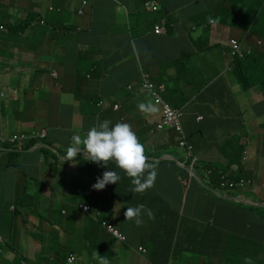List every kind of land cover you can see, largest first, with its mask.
Returning <instances> with one entry per match:
<instances>
[{"label": "crops", "instance_id": "1", "mask_svg": "<svg viewBox=\"0 0 264 264\" xmlns=\"http://www.w3.org/2000/svg\"><path fill=\"white\" fill-rule=\"evenodd\" d=\"M161 21L167 32L157 35ZM0 25L7 27L0 32V137L48 131L37 143L0 142V264H99L100 255L124 264L130 249L139 264H192L195 256L204 264L264 263V0H161L156 14L142 0H0ZM231 39L245 58L233 60ZM40 60L57 76L43 73ZM144 74L183 110L194 168L203 184L212 173L210 186L184 168L193 161L176 133L156 130L162 108L141 90ZM149 101L159 112L146 118L138 105ZM106 119L110 127L130 124L148 151L157 176L143 194L131 191L115 163L86 164L83 150L63 159L73 136ZM93 168L103 171L84 175ZM110 170L121 179L106 197L88 189ZM220 173L252 186L221 191ZM140 204L155 219L144 213L137 226L124 211ZM104 222L127 242L118 243ZM90 247L97 253L89 255Z\"/></svg>", "mask_w": 264, "mask_h": 264}, {"label": "clouds", "instance_id": "2", "mask_svg": "<svg viewBox=\"0 0 264 264\" xmlns=\"http://www.w3.org/2000/svg\"><path fill=\"white\" fill-rule=\"evenodd\" d=\"M142 5H143V8L147 10V12L152 13V14H156L160 11L161 0H157V2H156L157 11H155V12L151 11L147 7H145V0H142ZM85 7H86V3L83 2V6L76 12V15L78 17L84 16V8ZM50 11H53V9H50ZM40 22L41 23H38L39 25H46V21H40ZM34 24H37V23H34ZM157 25H161L164 28V31L160 34H157V35H162V34H165L167 32L166 21H161ZM5 28L7 31V27H5ZM51 29H53V28L51 27ZM154 29H155V27H154ZM6 31H0V32H6ZM235 40H237V39H235ZM230 41H229V43H230ZM239 43L241 45V42H239ZM259 44H261V42H259ZM229 47H230V45H229ZM230 49H231V47H230ZM241 53H242L241 57L234 58L232 56L233 60L243 59V58H245V56H247V54L242 50V48H241ZM144 80H149L154 85H156L151 80L150 76H148L147 74H144L143 78L141 80V83H140V87H142ZM159 87H164V86H159ZM159 87H157V88H159ZM165 91H166V89H165ZM1 94L2 93H0V95ZM1 98H5V94H4V96H0V99ZM162 98H163V96H162ZM153 102L155 103L154 100H153ZM164 102L167 105H169L165 100H164ZM155 104H153L151 101H149L147 103H140L138 105V108L142 113L145 114V117L148 118L149 116H154L159 112V108L156 106L159 104H156V105ZM159 106H161V108L163 107L162 105H159ZM170 108H172V107L170 106ZM172 109L178 110L182 113V116L180 119L181 125H182V130H183V134L185 136V141L188 143V145H191L193 147L192 156H189L188 152L186 151V148L181 146V142L183 140L182 135L179 132L175 131L174 129L170 128L169 126H167L165 124L164 119H163V108H162V117L156 125V130L157 131L172 130L176 133L174 139L177 142L178 147L182 151H184L186 156L189 157L193 161L192 165H188L185 167L193 168L196 172V175L201 180L200 176L197 173V168H194V164L197 162V157L195 155L194 146L190 143L188 136L186 135V133L184 131L183 124H182V117L184 115V112L182 109H175V108H172ZM201 119H202V117H201ZM110 124H111V121L106 119V120H103L102 122H98L97 124L93 125L90 128V130L87 132L85 138L82 139L79 135L73 136V138H72L73 139V145L69 146L67 148L66 156L63 159L68 160V161H72L73 159H77V156L80 154L81 150H83L87 160L92 162V163H95L99 166L108 167L109 163H115L116 166L120 170H122L128 178L131 179V183L134 186L131 189V191L133 193L143 194L148 189L154 187L156 176H157V171L155 169V166H154L153 162L149 159V157L146 155L145 145L140 142L139 137L134 132V130L132 129V126L130 124L124 123V122H118L114 126H111V127H110ZM42 130H45V129H42ZM32 132H36V131H32ZM32 132H22L19 134H30ZM19 134H14V135H19ZM14 135H12V136H14ZM12 136H10V138L8 140H6L4 137H0V142L1 143H7L8 142L12 145L17 146L19 144V142L15 143V144L10 142V139L12 138ZM47 136H48V131H47ZM47 136L44 139H37V141H34L35 139H33V140L26 141V142H21V143H31V142L37 143L39 141H44L47 138ZM1 139H3L4 141H2ZM81 145H83V147H81ZM195 158H196V160L194 161ZM210 174L211 173H208L207 179L204 180V184H203V181L201 180L200 184L202 186H205L206 184L207 185L210 184V180H209ZM223 175H227L233 181L238 182L240 180H245L246 182H249V183H247V185L244 188L242 187V188H238L236 190H225V189L221 188V186H220L221 176H223ZM191 176L195 178L193 173H191ZM120 179H121V177L116 171H111V170L105 171L102 175V178L101 177L97 178L96 183L93 184L92 188H93V190H96V191H102L109 184H118ZM250 186H252L251 181H248L246 179H232L231 176H229L228 174L220 173L218 186L216 188H219L221 191H224V192H232V191H237V190H244ZM261 188L264 189V182L261 184ZM80 206H82V205H80ZM85 206H87V205H85ZM80 209H82V208L80 207ZM89 210H90V207H89ZM144 213L147 214L149 219H153V220L155 219V213L150 208H147L144 204H140L136 207L126 208V211H124L125 220L134 221L137 226H140L143 223L142 215ZM107 225H110V224H107ZM111 226H113V225H111ZM104 227H106V226H104ZM113 227L116 230H118L121 234H123L118 228H116L115 226H113ZM2 228H3V223H2V220L0 219V237H2V235H1ZM108 232H109V230H108ZM109 233L115 238V240L118 243H126L127 242V239H125L124 241H120L111 232H109ZM141 248H143V247L138 248V252L143 254V255H146L148 253L147 249L143 248L141 250ZM70 256H75V255H70ZM70 256H69V258H70ZM69 258L67 259L68 261H69ZM77 260H78V258L76 257V261H74L72 263L77 262ZM26 264H28V263H26ZM99 264H109V261L100 255ZM168 264H172V263H168ZM245 264H253L252 259L250 257H246L245 258Z\"/></svg>", "mask_w": 264, "mask_h": 264}, {"label": "built area", "instance_id": "3", "mask_svg": "<svg viewBox=\"0 0 264 264\" xmlns=\"http://www.w3.org/2000/svg\"><path fill=\"white\" fill-rule=\"evenodd\" d=\"M156 2L157 0H145V7H147L149 10L151 11H157V6H156ZM0 31H6V28L3 25H0ZM164 31V28L161 25H157L155 26L154 32L156 34H160ZM230 47H231V55L234 58H238L242 56L241 53V45L238 42V40L232 39L229 43ZM142 91L146 94H148L154 101L156 104L162 105L163 107V119L164 122L167 126H169L170 128L174 129L175 131L179 132L182 135V142H181V146L186 148V151L188 152L189 156H192L193 154V147L191 145H188V143L185 141V136L183 134V130H182V125H181V116L182 113L178 110H174L172 108H170L169 105H167L163 98H162V93L165 92V88L164 87H159L157 88L156 85H154L152 82H150L149 80H144L142 87H141ZM0 96H4V94L2 93ZM201 119V118H200ZM47 136V131L46 130H41L40 132H32L30 134H19V135H14L12 136V138L10 139L11 143H21V142H26L29 140H33V139H44ZM2 141H4L3 139H1ZM196 160V158L194 159V161ZM247 183L245 180H240V181H233L231 180L227 175H223L221 176V182H220V186L221 188L225 189V190H236L238 188H244ZM84 211H88L89 207L82 205L80 206ZM104 226L107 227V229L109 230V232H111L118 240L120 241H124L125 237L123 236V234H121L118 230H116L113 226L111 225H107L106 223L103 224ZM143 248H141L142 250ZM76 261V257L75 256H70L69 258V262H74Z\"/></svg>", "mask_w": 264, "mask_h": 264}, {"label": "rangeland", "instance_id": "4", "mask_svg": "<svg viewBox=\"0 0 264 264\" xmlns=\"http://www.w3.org/2000/svg\"><path fill=\"white\" fill-rule=\"evenodd\" d=\"M258 2H260V3H262L263 2V0H258ZM254 4H258V3H254ZM88 48H89V45H88ZM91 49V48H90ZM87 54V52H84V55H86ZM38 66L39 67H41L42 69H44V70H42V72L43 73H45V74H49L51 77L53 76V77H56L57 76V72L56 71H54L53 73H52V75H51V72H52V69L49 67V62L48 61H46V60H40L39 61V63H38ZM52 112H54V108L52 107V108H49V109H47L46 111L45 110H43V112H42V114H45V113H52ZM48 119V118H47ZM48 130H50V129H48ZM78 135L83 139L84 137H85V135H86V133H81V135H80V133H78ZM146 155H148V151L146 150ZM91 162L90 161H87L86 162V164H90ZM102 171H103V169L102 168H100ZM100 169H98V168H93V169H91V171H90V173L87 175V174H84L85 176H88V177H91V176H93V175H95V174H99V171H100ZM101 171V172H102ZM94 184V183H93ZM93 184H91V185H89V187H88V189H90V188H92V186H93ZM86 186L85 185H83L82 186V188L84 189ZM109 188H110V184L109 185H107L106 186V188L104 189V190H102V194H101V196L102 197H106L108 194H109ZM85 192H86V194H87V190H85ZM234 192V191H233ZM111 197H112V194H111ZM106 215V214H105ZM108 219V218H107ZM107 219L106 220H103V221H106V222H108L107 221ZM109 220V219H108ZM102 221V222H103ZM102 227H104V226H102ZM105 229H106V231L108 232V230H107V228L106 227H104ZM109 233V232H108ZM110 234V233H109ZM124 237H125V239H127V237L125 236V235H123ZM125 245H122L121 247H120V249H125ZM172 250H174V248L172 247ZM13 253V252H12ZM97 253V249L95 248V247H90L89 248V255L90 254H96ZM121 257L122 258H124V264H139V262H140V260H141V257L139 256V255H137L132 249H130V253H126V254H124V255H121ZM195 257H197L196 258V261H194V262H192V264H204V263H202V261H204V260H202V258L200 257V256H195ZM199 259V260H198ZM202 260V261H201ZM177 264H183L180 260H178V262H177ZM205 264H207L206 262H205ZM229 264H231V263H229ZM236 264H243V263H241L240 262V259H239V261H237V263Z\"/></svg>", "mask_w": 264, "mask_h": 264}, {"label": "water", "instance_id": "5", "mask_svg": "<svg viewBox=\"0 0 264 264\" xmlns=\"http://www.w3.org/2000/svg\"><path fill=\"white\" fill-rule=\"evenodd\" d=\"M185 169H186L187 171L193 173L194 176H195V178H196L199 182H201V180H200L199 177L196 175V172H195V170H194L193 168H191V167H185Z\"/></svg>", "mask_w": 264, "mask_h": 264}, {"label": "trees", "instance_id": "6", "mask_svg": "<svg viewBox=\"0 0 264 264\" xmlns=\"http://www.w3.org/2000/svg\"><path fill=\"white\" fill-rule=\"evenodd\" d=\"M240 77L242 78V76L240 75ZM157 87H159L158 85H157ZM41 130H37L36 132H40ZM34 141H37V139H35ZM32 145H34V143L33 144H31L30 145V147L32 146ZM198 169V168H197ZM211 176H212V173L210 174V176H209V180H210V178H211ZM211 181V180H210ZM217 182H219V178H218V181ZM174 248V247H173ZM166 264V263H165ZM168 264V263H167ZM243 264H245V261L243 262ZM264 264V263H263Z\"/></svg>", "mask_w": 264, "mask_h": 264}]
</instances>
